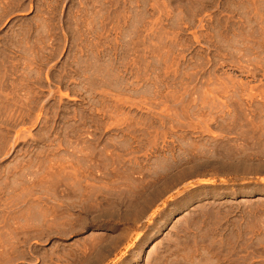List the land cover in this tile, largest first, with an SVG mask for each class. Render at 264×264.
Instances as JSON below:
<instances>
[{
    "label": "rangeland",
    "instance_id": "rangeland-1",
    "mask_svg": "<svg viewBox=\"0 0 264 264\" xmlns=\"http://www.w3.org/2000/svg\"><path fill=\"white\" fill-rule=\"evenodd\" d=\"M0 264H264V0H0Z\"/></svg>",
    "mask_w": 264,
    "mask_h": 264
}]
</instances>
